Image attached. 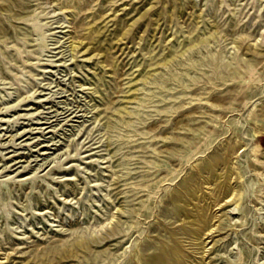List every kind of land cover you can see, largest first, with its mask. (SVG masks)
Listing matches in <instances>:
<instances>
[{
    "label": "rangeland",
    "instance_id": "374dc122",
    "mask_svg": "<svg viewBox=\"0 0 264 264\" xmlns=\"http://www.w3.org/2000/svg\"><path fill=\"white\" fill-rule=\"evenodd\" d=\"M175 239L183 264H264V0H0V264H150Z\"/></svg>",
    "mask_w": 264,
    "mask_h": 264
},
{
    "label": "bare ground",
    "instance_id": "6f19581e",
    "mask_svg": "<svg viewBox=\"0 0 264 264\" xmlns=\"http://www.w3.org/2000/svg\"><path fill=\"white\" fill-rule=\"evenodd\" d=\"M19 18H21V17H19ZM31 21H33V30L37 32L39 30V26H37L36 21L31 19V18L26 19V22H31ZM97 32H98V30L95 29V27L91 26L90 30L88 32H86L83 36H81V38H79V39H82L84 41L87 40L88 42H90L95 37ZM126 33H127L126 31L123 32V34H126ZM103 53L105 54L107 60H109L108 49L103 51ZM229 66L230 65L228 63H221L220 64V67L224 68V69L229 68ZM247 74H248V80L252 79L253 76H254V69L253 68H249L248 71H247ZM43 99H45V98H43ZM211 100L212 101L207 100V104H209L210 107H217L218 104L215 102V98H213ZM32 103L33 104H38L39 102L38 101H32ZM8 106L10 108H14L13 111H12V112H14V117L15 116L19 117V116L22 115V113H20L22 111V109H20V108L17 109V106H18L17 103L15 105H13V106H10V105H8ZM7 115H5V116H7ZM14 119H15V121H16V119L19 120V118H14ZM9 120L10 119H8V121ZM5 123L6 122H3V124H5ZM257 132H260V131L258 130ZM260 145H261V143L257 140L254 143V146H253V148L251 150V156L253 157V162L255 164L254 166H255L256 169H260L261 168V164L263 163L262 159L258 156V152L260 151V149H259ZM22 157L23 156H17V155L13 156V158L10 159L9 162H7V165L5 164V169H7L9 167V164L11 162H13V164L10 166L11 169H13V170L9 169L6 172H10L11 174H14L17 171H20V173H19V175H17V177H20V178L24 179V178H27V177H31L33 171H32V169L31 170L27 169V166H23V169H21L22 165L17 167V165L21 162L20 160L18 161V158H22ZM195 162H196V160L193 161L194 164H195ZM194 164L192 165V167H196V165H194ZM233 164L234 163L232 162L231 166H233ZM231 169H232V167H231ZM206 170H207V172H211V170H212L211 169V165L206 166ZM11 174L8 175V177H10ZM168 175H169V173H164V175L160 179V182L161 181H165L166 177ZM214 184H215V186H217L218 189L228 185L227 184V180L226 181H224V180L223 181H219L217 179L214 181ZM194 189H195V186H194L193 183L187 187V192L191 196L192 199H195V197H197L196 196V192L194 191ZM229 195H231L232 199L234 200V197H236L238 195V192H235V191L233 193L229 192L227 194V196H229ZM237 201H238V199L234 200L235 203ZM205 209L206 208L198 207V206L195 205L194 210L190 214H188V218H190L189 224H187V226L182 227L181 231H179V232H183V233L189 234L194 239L199 238L203 234L202 231L206 228V226L208 224V215H207V212H206ZM177 234H178V232L175 233V237H176ZM174 241H175V244H174V247H173V253H174L175 257L167 256L165 254L164 255H162V254L153 255V256L150 257V260H151L150 264H183V258H184L185 253H184L183 249L181 248L180 244L178 243V240L175 239ZM81 247L87 248L88 247V243H79L73 249H66L64 251V253H63V256L64 257L74 256L76 254L77 250L80 249Z\"/></svg>",
    "mask_w": 264,
    "mask_h": 264
}]
</instances>
